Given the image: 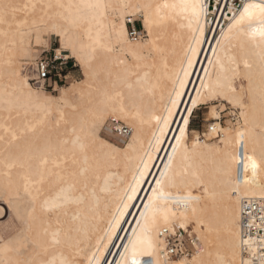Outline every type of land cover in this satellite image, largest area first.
<instances>
[{
	"label": "bare ground",
	"instance_id": "6f19581e",
	"mask_svg": "<svg viewBox=\"0 0 264 264\" xmlns=\"http://www.w3.org/2000/svg\"><path fill=\"white\" fill-rule=\"evenodd\" d=\"M249 3L264 0H0V209L20 225L13 237L0 231V264H86L93 253L99 264H131L130 242L145 222L154 248L140 255L138 247L142 264H241V202L264 199V40L251 35L264 25L257 14L251 25L233 26ZM96 4L105 7H89ZM138 11L149 38L133 42L127 17ZM29 31L41 41L56 34V51L70 43L77 55L63 49L65 57L79 61L85 78L60 96L40 91L37 100L19 61ZM74 91L87 109L73 111ZM217 99L240 106L243 124L231 131L216 122L220 139L189 142L183 121L190 122L192 102ZM110 115L114 129L122 130L119 119L133 128L118 134L129 136L123 146L99 135L104 123L94 135L83 130ZM238 131H245L243 149ZM247 156L255 174L244 167ZM150 200L170 210L167 220L157 212L153 223ZM181 225L194 227L201 246L168 260L162 230L181 233Z\"/></svg>",
	"mask_w": 264,
	"mask_h": 264
},
{
	"label": "rangeland",
	"instance_id": "374dc122",
	"mask_svg": "<svg viewBox=\"0 0 264 264\" xmlns=\"http://www.w3.org/2000/svg\"><path fill=\"white\" fill-rule=\"evenodd\" d=\"M143 13H144L143 11H138L135 14V16L127 17L128 30L130 32L129 35L130 38L133 40V42L146 41L149 38L148 31L144 26ZM23 15H25V12L19 10L17 12L16 17L21 18ZM130 18L134 20L133 23L128 22ZM116 19L118 20L119 18L116 16ZM22 28L25 31L29 30V28H32L31 22L28 20L26 24L22 25ZM133 28L136 29L140 34V38L137 40H134L133 36L131 35ZM28 34L31 36L30 39L23 43L24 46L26 45V47H28V50L22 57H20L19 61L22 67L21 70L29 78V76L32 75L31 69L33 66L32 57L30 53L37 51L38 45L36 44V40L32 37L33 36L32 31H29ZM45 39L46 40H44V42L46 41L47 46L39 47V55L40 57L45 56L46 54L49 57L53 56L56 50L61 47L60 37H58L56 34L50 33L49 36H45ZM69 54L70 52L63 51L64 56L67 57V55ZM68 60H69L68 71L70 72L69 80L66 83H62V85L56 90L39 88V91H49L51 94L55 96H60L63 93V89H66L67 87L71 86V84H74L77 81H80L83 78H85V68L79 63V61L73 57H69ZM26 67L27 69H25ZM30 83L33 86V88L37 89V86H35L32 82ZM70 98H71V102L75 104L73 106V111H83L84 109H87L88 106L87 101H83L78 92L76 91L71 92ZM59 106L61 108H64L65 105L63 102H59ZM211 110L218 112V115L212 116ZM241 112L242 109L240 106L231 104L228 101L222 99L212 100L209 101L208 103H198L192 111L190 122L188 125L189 142H191L195 137H198L201 140L210 139L212 141H216L220 139L222 137L223 130L218 129L217 133L211 130V126L213 128L214 123L216 122H218L221 125L222 129L229 128L231 131L236 130L239 126L243 124V117ZM112 117L114 116L110 115L105 119H100L98 122H96L95 127L99 130L100 126L104 123L100 129L99 135H101L103 138L111 141L112 143L118 146H123L129 140V136H126L125 138H121L119 136L121 135L119 130L113 129V126L116 124L111 123L110 119ZM214 117H216L215 120L213 119ZM119 120L121 121L122 126H126V124H128L132 128V126L127 121L123 119H119ZM132 133H133V128H132ZM212 133L214 135L210 136V134ZM0 202H2L0 206L6 207V204L3 202L1 198H0ZM2 211L0 209V231L4 237H13L20 232L18 231L20 229V225L16 217L14 215H10L9 211L7 212L5 210ZM185 229H187L189 232H192V234H197L193 226L183 227V229H181V233Z\"/></svg>",
	"mask_w": 264,
	"mask_h": 264
},
{
	"label": "snow or ice",
	"instance_id": "6c2138e0",
	"mask_svg": "<svg viewBox=\"0 0 264 264\" xmlns=\"http://www.w3.org/2000/svg\"><path fill=\"white\" fill-rule=\"evenodd\" d=\"M62 7V5H61ZM89 7H105L104 5H100V4H96V5H89ZM184 8H191L193 10L194 13H197V9H199L201 12L203 11V5L202 4H197V3H191V4H184L183 5ZM257 14L259 16V20L261 25H264V3H260V4H256V3H249L246 6H243V10L238 14L237 16H233V20H234V25L233 26H238V25H242L244 23H247L249 25H251L256 19H257ZM52 31H56V29H52ZM231 31V29H230ZM203 34L202 30H201V35ZM120 35H124V29H123V25H121V29H120ZM252 36H256L258 35L262 40H264V26L253 29ZM97 44H99V40L96 41ZM36 44L38 45V50L31 52L30 55L32 57V63L34 65V71L36 73L35 76V80L38 82L41 78L46 79L50 72H55V67L54 65L57 64L60 60L66 59V57L63 55V49H69L71 51V54L73 57H75L77 55V51L76 49L68 42H65L64 45L62 46L61 50H58L54 53V58L51 61L45 62L40 58L39 55V47H46L47 44L44 41H41L39 39V37L37 36L36 38ZM101 47L103 45H100ZM94 50V49H93ZM111 50V49H109ZM189 66H191V61H189ZM16 75H18V73H16ZM26 84V81L24 82ZM181 87H183V82H181ZM232 91L234 92L235 89H232ZM31 94V93H30ZM219 95H223V93H218ZM35 97L37 100L40 99L41 97V93L39 91V84L37 87V91L34 93ZM180 93L177 92V96H179ZM227 99V97H225ZM44 99L50 100L51 97H44ZM173 106H175V101L172 102ZM197 105V101H193L192 102V106L193 108H195ZM121 111H123V109H121ZM169 115H171V112H169ZM189 117L191 116V112L189 111L188 113ZM213 116H215V111H213L212 113ZM158 122H162L164 125V128H167L168 126V120L167 119H162L161 117H156L155 118ZM184 125H185V129L188 126L189 120L185 119L183 121ZM164 128H162L161 131V135H163L164 132ZM85 132H87L89 135H94L95 134V125H89L87 128L83 129ZM218 129L213 126L212 131L216 132ZM226 134V133H225ZM185 135V130H181L180 132V140H177V143L179 144L181 142V140L183 139ZM236 137L238 138V142L241 145V148L243 149L245 147L244 145V137H245V131H238L236 132ZM159 139H157V143H159ZM82 147H84V145H82ZM104 147H106L109 151L115 153L118 151V149H116L114 146L112 145H104ZM243 156V153H242ZM244 160L246 161V163L244 164V167H251V169L253 170V174H255V170L257 169L258 165L255 161V159L251 156H247V157H243ZM147 167V165H145V168ZM162 187V182L158 181L157 182V190H159ZM157 196V193L154 192L153 194V198L155 199ZM131 198V197H130ZM177 203H183L185 206L187 205V201H177ZM125 207H127V205H125ZM149 208L152 209L153 211V223L155 222L156 219V213L157 212H162L164 215V218L167 220L168 215L170 213L169 209H160V208H153V201L150 200L149 201ZM119 223V221H117V224ZM181 227H183V225H181ZM150 231L149 226L147 224V222H145L141 228H140V234L136 237V239L134 241L130 242L131 248H130V253H131V264H142V261L140 259L137 258L138 256V247L142 249V251L139 253L140 255H143L145 253H147L148 255H151V250L154 248L152 239L150 237V235L148 234ZM56 243H59V241H56ZM7 250V249H5ZM129 250L126 249V252H128ZM261 261H264V256L261 257ZM99 264L98 260H95V253L92 254V258H89L86 260V264ZM122 264H127L126 261H123ZM147 264H154V261H148ZM181 264H195V259L193 258V260L191 262L188 261H181ZM241 264H245V262L242 260Z\"/></svg>",
	"mask_w": 264,
	"mask_h": 264
},
{
	"label": "built area",
	"instance_id": "2783aa9c",
	"mask_svg": "<svg viewBox=\"0 0 264 264\" xmlns=\"http://www.w3.org/2000/svg\"><path fill=\"white\" fill-rule=\"evenodd\" d=\"M131 35L134 40L140 38V34L134 28L132 29ZM40 58L48 62L54 58V55L49 57L46 54ZM68 63V58L60 60L54 65L55 72H50L46 79L41 78L38 82L35 80L36 73L34 71V65L32 64V75L29 76L30 82L37 87L39 84V88L41 89L56 90L70 78ZM111 123L115 124L116 121L111 120ZM114 128L115 125L113 126ZM119 132L122 135H126L130 133V130L127 126H122V130H119ZM240 232V252L245 264H264V261H261V257L264 256L263 198H243L241 202ZM161 235L165 241L163 254L168 260L177 259L182 256H192L201 246L197 234H192V232L183 231L182 233H176L170 228H164Z\"/></svg>",
	"mask_w": 264,
	"mask_h": 264
}]
</instances>
